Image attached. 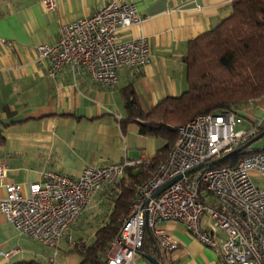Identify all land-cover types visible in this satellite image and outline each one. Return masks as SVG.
Wrapping results in <instances>:
<instances>
[{"label": "crops", "instance_id": "crops-1", "mask_svg": "<svg viewBox=\"0 0 264 264\" xmlns=\"http://www.w3.org/2000/svg\"><path fill=\"white\" fill-rule=\"evenodd\" d=\"M107 1L55 0V8L47 11L40 0H0L3 183L36 181L44 171L77 178L86 166L151 159L164 141L139 132L137 122L128 117L125 94L133 90L142 112L147 113L161 99L185 91L182 58L188 42L228 15L233 0H125L136 7L140 21L121 31L120 38L144 36L150 62L133 69L120 68L114 87L95 83L86 71L75 74L68 65L50 75L49 59L38 61L35 48L54 44L64 23L90 15ZM239 113L245 126L264 127V96L242 106ZM262 136L264 130L253 141ZM252 180L264 189V177L253 175ZM114 185H104L92 197L56 246L19 234L0 211V264L29 260L78 264L75 243L92 242L95 231L107 222L114 206ZM4 195L0 184V199ZM205 200L215 204L209 196ZM209 223L203 216L200 227L217 240L223 238V232L211 231ZM157 225L172 236L177 247L163 249L155 236L147 233L135 256L136 264H151L145 256L162 264H224L216 251L180 223L161 221ZM13 249L16 252L10 254Z\"/></svg>", "mask_w": 264, "mask_h": 264}, {"label": "built area", "instance_id": "built-area-1", "mask_svg": "<svg viewBox=\"0 0 264 264\" xmlns=\"http://www.w3.org/2000/svg\"><path fill=\"white\" fill-rule=\"evenodd\" d=\"M40 3L47 11L55 8V0ZM139 21L133 4L107 1L90 15L64 23L54 44L35 48L36 58L49 59L52 76L68 65L75 74L86 71L95 83L114 87L120 68L133 69L151 60L144 36L120 38L121 31ZM258 127L245 126L234 108L199 114L177 126L171 149L137 188L122 217L107 250L106 264H136L146 231L155 236L161 248L175 249L176 241L157 225L161 221L180 223L195 239L216 251L224 264H264V189L252 180L253 175L264 177V146L251 149L246 145L256 137ZM239 147L244 154L235 163L217 165ZM149 160L86 166L77 178L44 171L38 180L25 184L3 183L6 166L0 163V184L5 190L0 211L19 234L56 246L104 185H114L125 167L145 165ZM213 160L218 162L186 173ZM176 176L180 177L152 196ZM207 196L214 205L205 200ZM203 216L210 220V230L222 231L223 238L217 240L200 227Z\"/></svg>", "mask_w": 264, "mask_h": 264}, {"label": "trees", "instance_id": "trees-1", "mask_svg": "<svg viewBox=\"0 0 264 264\" xmlns=\"http://www.w3.org/2000/svg\"><path fill=\"white\" fill-rule=\"evenodd\" d=\"M182 59L187 88L180 95L165 97L143 113L133 90L125 94L128 117L137 122L139 132L159 137L164 143L148 164L124 168L121 179L111 188L114 206L107 222L95 231L92 242L75 243L78 264H106L107 250L120 229L122 217L137 188L171 149L177 126L199 114L228 108L240 110L248 100L264 96V0H233L228 15L188 42ZM261 130L264 127L259 126L258 133ZM242 154L235 153L217 165L233 164ZM147 233L150 234L145 232L140 251ZM12 264L46 263L29 260Z\"/></svg>", "mask_w": 264, "mask_h": 264}, {"label": "water", "instance_id": "water-1", "mask_svg": "<svg viewBox=\"0 0 264 264\" xmlns=\"http://www.w3.org/2000/svg\"><path fill=\"white\" fill-rule=\"evenodd\" d=\"M254 139H252L250 142H252ZM250 142H248L246 145L250 144ZM243 147H239L237 149H235L232 153H229L227 154L226 156H229L230 154H235V153H238ZM216 162L218 161H210V162H207L203 165H200V166H197L191 170H189L188 172L186 173H189V172H194V171H197L199 170L200 168L202 167H205V166H210V165H213L215 164ZM180 176H176L174 178H172L171 180L167 181L166 183H164L162 186H160L154 193H153V197L156 196L160 191H162L163 189H165L169 184H171L172 182H174L175 180H177ZM145 258L151 263V264H162L160 261L152 258V257H149V256H145Z\"/></svg>", "mask_w": 264, "mask_h": 264}, {"label": "rangeland", "instance_id": "rangeland-1", "mask_svg": "<svg viewBox=\"0 0 264 264\" xmlns=\"http://www.w3.org/2000/svg\"><path fill=\"white\" fill-rule=\"evenodd\" d=\"M249 101V100H248ZM254 100H252L253 102ZM264 146V136H262L260 139L256 140V141H253L251 144H250V148L251 149H257V148H260ZM129 209V208H128Z\"/></svg>", "mask_w": 264, "mask_h": 264}]
</instances>
